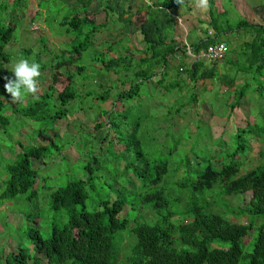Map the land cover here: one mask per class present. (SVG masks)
Instances as JSON below:
<instances>
[{
  "label": "trees",
  "instance_id": "16d2710c",
  "mask_svg": "<svg viewBox=\"0 0 264 264\" xmlns=\"http://www.w3.org/2000/svg\"><path fill=\"white\" fill-rule=\"evenodd\" d=\"M6 1L1 0L0 10L4 11L7 8ZM24 1L12 0L11 12L19 9ZM147 1L149 2L145 5L147 16L135 27L139 37L138 43L142 47L139 53L142 56L133 59L131 54L116 55L104 60L100 52L93 58L101 67L97 71L93 69L97 75L103 72L114 73L116 77L122 75L124 78H118L116 81V84L122 85V90L113 95L115 97L112 106L136 98L141 87L150 84L156 75L157 67L160 78L152 81V85L155 88L160 86L165 93L175 90L180 92L187 85L183 80L174 79L164 86L168 60L179 56L186 58L187 48L196 56L209 45L223 43L227 50L222 60L218 62L222 64L221 67L224 66L225 73H219L216 64L207 65L199 59L188 65L180 62L176 74L184 75L193 85L211 80L217 85L214 93H218L219 89L224 87L232 99L228 104V115L234 109L243 111L245 106L250 104L246 114L244 113L246 118L243 126H233L217 138L208 135L212 139L213 151L204 150L205 152L200 151L198 155H192L187 150V154L180 159L176 157L175 160L158 161L152 167L146 166V169L145 166L141 169L133 168L132 177L135 181L140 179L143 189L147 190L144 196H138L142 205L149 206L151 217L147 219V216L140 223L136 221L127 233L124 230L129 221L125 217L118 218L119 213L126 211L129 202L127 197L112 201L102 200L99 205L101 210L88 212L84 208L85 186L93 182L95 175L91 166V161L95 159L92 158L84 166L85 180L71 181L63 187L48 190L49 209L65 210V223L58 228L53 226L46 239H43L36 229H29L27 237L31 244L30 251L21 247L11 250L2 258L0 264H264V226L258 227L252 241L251 252L246 255L242 252V242L245 243L252 225V221L246 220L245 216L251 219L264 218V21L253 23L240 19L230 27L226 20L228 8H222L221 12H218L214 0H208V19L198 21L205 24L202 28V37L193 33L186 35L187 39L184 42L188 45L186 47L179 42L175 43L173 37L169 38L167 43L165 36L166 28L176 25L169 18V13L182 3L177 4L175 0ZM62 2L65 5L60 8L63 16L58 25L71 34L73 42L60 49L58 54L53 55V60L48 62L50 83L45 94L38 96L39 100L36 99L22 109L13 111L34 121H37L45 111L47 106L45 99L51 95L61 107L58 109L60 114L63 108L74 100L77 94L72 81L75 75L79 77L86 72V66L82 63L75 64L80 61V55L93 46L96 32L105 27L106 19L95 22V15L89 9L91 0ZM258 2L261 0L256 1L257 4ZM48 3V0H40L38 3L39 9L44 10L43 20L46 27L48 26L44 8ZM129 4L128 1L125 9L118 13L108 0L100 1L104 18L110 17L114 23H121L120 27L131 24L133 12H130L132 7ZM67 6L68 9L64 12ZM39 14L40 12L36 10L34 16L37 17ZM17 23L19 22L12 19L0 21V93L6 98L11 97L3 88L6 83L4 77L14 78V75L11 70L5 68L9 55L5 53L4 48L11 40ZM231 37L234 38L233 41L229 40ZM234 41L237 42V47L230 45ZM44 44L41 41V46L45 50ZM111 45L112 43L107 44L108 51L112 50ZM39 64L43 68L41 62ZM62 75L65 76L67 83L55 93L53 87ZM125 75L131 76L132 80L128 81ZM89 80L87 75L80 78L82 82ZM110 91L111 88L103 90L102 94L99 93L93 98L104 102ZM87 95L91 96V93ZM196 96L195 93H191L185 103L180 102L174 113L178 114L185 104L196 99ZM1 106L0 103V109ZM110 111H103L101 119L97 120L93 128L99 130L102 126L111 124L113 131L117 132L112 134L114 141H117V135L122 137V134L120 124L116 123L115 119L124 117L118 115L119 110L112 117ZM169 112L168 110V114ZM256 117L259 120L255 122ZM7 125V118L0 114V128ZM138 128V124L132 125L128 130L130 133H127L129 139L125 138L121 143H130L131 147L136 149ZM29 135L31 139L34 137L32 134ZM38 135L40 139L45 140V144L20 148V151L14 154L13 160L3 165L2 170L6 178L2 181L0 206L4 201L18 195H23L27 202L36 198L37 188L41 185L38 183L36 187L37 171L32 161L46 158L52 152L49 146L53 147L50 133L40 135L39 132ZM107 135L103 138L106 139ZM54 136L55 134L52 135ZM254 145L258 146L259 150L248 157ZM19 146L20 144L17 145ZM119 149H122L120 153H124L128 148L125 146L123 149L120 146ZM200 163H203L201 169L197 168ZM173 185L177 191L186 189L195 197L191 196L186 203H178L180 196L171 189ZM76 206L80 207L78 211L75 209ZM227 211L228 219L222 216ZM236 218L240 219V223L233 222ZM116 234H120L117 242ZM124 239L126 243L124 247H120L119 244ZM240 260L244 262L239 263Z\"/></svg>",
  "mask_w": 264,
  "mask_h": 264
},
{
  "label": "rangeland",
  "instance_id": "374dc122",
  "mask_svg": "<svg viewBox=\"0 0 264 264\" xmlns=\"http://www.w3.org/2000/svg\"><path fill=\"white\" fill-rule=\"evenodd\" d=\"M39 1L25 0L19 9L11 12L12 0H7V8L4 10L6 12L0 10V14H2L0 21L12 19L19 22L11 40L4 48L5 53L9 55V61L5 68L11 70L13 65L21 58L28 59L29 62H36L33 59L39 60L36 63L41 62L43 68L40 67L41 75L38 78L39 92L37 95L43 96L47 91V85L50 83L48 62L53 60L54 54H58L60 49H64V46L73 41L71 34L69 35L64 28L58 25L63 16L60 8L65 3L62 0H48L49 3L44 8L48 26L46 27L43 20L44 10H40L38 7ZM64 1L71 3L73 0ZM100 1L91 0L89 9L95 15L96 23L106 19L105 27L96 32L93 37V46L83 52L80 55V61L75 64L82 63L86 66V72L84 71L85 73L79 77L85 78V75H87L90 80L82 82L75 75L72 86L77 95L72 102H69L63 108L62 114L58 112L61 107L58 106L57 100L51 95L50 98L45 99L47 100V106L37 121L22 117L13 111L22 109L27 103L36 99H33L31 95H27L21 102L14 104L11 102V98H6L4 94L0 93V103L2 105L0 114L8 120V125L0 128V193L3 190L2 181L6 178L2 170L3 165L12 161L14 154L18 153L20 148L26 149L30 146L45 144V140L38 137L39 132L40 135L50 133L53 143V147L49 146L52 150L49 156L42 160L32 161V165L37 171L36 187L38 183L41 185L37 188L36 198L27 202L23 195H18L4 201L0 206V261L11 250L14 251L18 247L30 251L31 244L27 237L29 229H36L39 235L46 239L49 237L53 226L58 228L65 223V210L53 211L49 209L47 204L48 190L63 187L71 181L85 180L86 170L84 166L92 158L95 159V161H91L95 175L93 182L85 186L84 208L88 212L101 210L100 201H112L116 198L127 197L129 202L126 211L118 215V218L125 217L129 221L127 228L124 230L127 233V230L136 221L140 223L147 216V219L151 217L148 211L149 206L142 205L143 203L140 202L139 197L144 196L147 190L143 189L140 179L135 181V178L132 177L133 168L141 169L145 166L144 169H146L152 167L158 161L175 160L176 157L180 159L184 154H187V150L192 155H198L200 151L204 150L213 151L211 138L219 137L233 126L242 127L244 124L246 118L244 113L246 114V109L250 104L245 106L244 112L240 109H234L228 115V104L232 99L231 94L228 95L224 87H221L218 93H214L217 85L212 83L211 80L193 85L184 75L176 74L179 63L182 62L188 65L196 59L194 58L195 55L191 58L179 56L178 58L169 59L167 62L166 70L168 73L165 76L164 86L174 79L183 80L184 83L187 82V85L180 92L175 90L165 93L160 86L155 88L152 85V81L160 78V71L157 67L152 83L144 84L136 98L121 104L115 103L112 106L115 97L113 95L122 90V85L116 84L117 79L121 78L122 75L116 77L114 73L105 74L104 72V74L97 75L95 71L100 70L101 67L93 61V58L100 52H102L104 60L116 55L131 54L133 59L142 56L139 53L142 47L138 43L139 37L135 32V27L147 16L148 11L145 5H148L149 2L147 0H108V3L114 6L115 12L118 13H120V10L125 9L128 1L132 7L130 11L133 12L130 18L131 24L120 27L121 23H114L110 17L104 18ZM256 1L258 0H229L227 2L226 0H214V6L218 12H221L222 8H228L227 25L232 27L240 19L253 23L264 21V2L261 0L257 4ZM140 2L144 5H140ZM67 9L68 6L64 12ZM36 10L40 12L37 17L34 16ZM174 11L169 13V18L176 25L166 28L167 43L169 38L173 37L175 43L184 44L187 39L186 35H190V33L202 37V28L205 27V24L198 21L208 19L207 7H198L197 0H186ZM41 41L45 43V50L41 46ZM108 43H112L111 51L106 48ZM236 43L234 41L230 45L237 47ZM235 50L239 49L235 48ZM45 53H47L46 56ZM205 63L207 65L216 64L219 73H225L224 71H226L224 66L221 67L220 62ZM125 76L128 81L132 80L131 76ZM65 83H67V80L62 75L53 87L54 92H59ZM125 87H127L126 84ZM108 88H111L112 91L108 93L104 102H101L100 99L94 100L95 95L96 98L99 93L102 94L103 90ZM88 93H91V96H88ZM191 93L197 95L196 99L188 101L185 107L178 114H175V108L178 107L180 102L185 103ZM168 110L170 114H168ZM103 111L112 112V117L118 111V115L124 117V119H115V122L120 124V133L122 134V137L117 135V141H114L112 135L113 132H117L113 131L111 124H106L105 127L102 126L99 130L93 128L97 120L101 119ZM258 120V117L254 118L255 122ZM134 124L139 125L136 135L138 140L136 149H133L130 143H121L125 138L129 139L127 133ZM29 134L34 137L31 139ZM53 134H55L54 137H52ZM106 134L108 135L104 139L103 137ZM228 137L230 138V135ZM102 139L103 141H101ZM18 144H20L19 147H17ZM120 146L123 149L127 146V152L120 153L122 151V149H119ZM257 147L256 145L252 147L251 154L248 157L258 152L259 147ZM202 167L203 163H200L197 168L201 169ZM171 189L176 192V195L180 196L178 203H186L192 196L186 189L177 191L174 185ZM246 201L247 199L244 200V202ZM231 205L233 206V204ZM79 208V206H76V211ZM227 213L228 211L222 216L227 218ZM245 218L251 220L252 225L247 233L245 243L242 242L243 255L251 252L252 241L257 234V229L264 226V218L251 219L247 216ZM239 221L240 219L236 218L233 222ZM119 235L116 234V242ZM125 243L126 239L119 246L124 247ZM243 262L244 260L239 261V263Z\"/></svg>",
  "mask_w": 264,
  "mask_h": 264
},
{
  "label": "clouds",
  "instance_id": "9594fccd",
  "mask_svg": "<svg viewBox=\"0 0 264 264\" xmlns=\"http://www.w3.org/2000/svg\"><path fill=\"white\" fill-rule=\"evenodd\" d=\"M177 4H181L183 0H175ZM198 7L206 8L208 0H197ZM11 72L14 78L4 77L6 83L3 88L11 97L12 103L21 102L27 95L38 99L39 92L38 78L41 75L40 64L29 62L28 59H19L12 67Z\"/></svg>",
  "mask_w": 264,
  "mask_h": 264
},
{
  "label": "built area",
  "instance_id": "2783aa9c",
  "mask_svg": "<svg viewBox=\"0 0 264 264\" xmlns=\"http://www.w3.org/2000/svg\"><path fill=\"white\" fill-rule=\"evenodd\" d=\"M189 49L190 48L186 49V54L190 57L194 56L190 53ZM226 50L227 48L223 43L209 45L204 51L196 55V57L194 56V58H196L195 60L201 59L209 63H214L222 60Z\"/></svg>",
  "mask_w": 264,
  "mask_h": 264
},
{
  "label": "crops",
  "instance_id": "0c3cea01",
  "mask_svg": "<svg viewBox=\"0 0 264 264\" xmlns=\"http://www.w3.org/2000/svg\"><path fill=\"white\" fill-rule=\"evenodd\" d=\"M140 3H141V2H140ZM145 3H147V2H145ZM148 4H149V3H148ZM196 35H197V34H196ZM197 36H198V35H197ZM231 38H232V39H229V40L233 41L234 38H233V37H231ZM184 45H185L186 47L188 46V45H186L185 43H184ZM186 56H187L188 58H191V57H190L189 55H187V54H186ZM203 61H204V60H203ZM204 62H206V61H204Z\"/></svg>",
  "mask_w": 264,
  "mask_h": 264
}]
</instances>
